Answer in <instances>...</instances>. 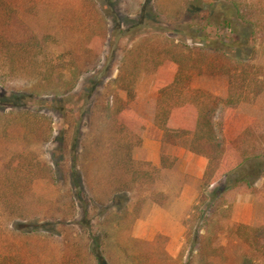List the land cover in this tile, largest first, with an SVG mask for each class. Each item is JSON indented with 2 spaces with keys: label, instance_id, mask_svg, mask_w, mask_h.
I'll return each instance as SVG.
<instances>
[{
  "label": "rangeland",
  "instance_id": "rangeland-1",
  "mask_svg": "<svg viewBox=\"0 0 264 264\" xmlns=\"http://www.w3.org/2000/svg\"><path fill=\"white\" fill-rule=\"evenodd\" d=\"M235 3L250 5L252 10L243 7V12H260L259 16L264 14V0H0V78L5 81L0 83V100L9 101L16 106L15 109L6 107L5 115L0 113V248L14 246L22 249L29 246L34 250L35 258L40 264L57 261L55 245L45 241L47 239L43 236H34L31 242H37L30 246L25 237H19L17 233L4 235L10 232L11 224H18L21 218L20 221L31 225L27 229L31 232L33 226L56 223L60 221L59 218H65L67 224L85 221L78 231L82 233L86 243L91 242L84 209L81 207L75 213L70 212L66 206L76 200L87 204L91 214H101L95 194L91 192L96 185L94 175L102 168V188L109 191L112 184H108L107 178L111 166L107 158L109 156L112 161L111 158L114 157L110 154L112 144L124 143L129 139H105L98 149L99 142L95 143L97 139L92 137L95 130L91 129V136L81 141L77 135L80 114L70 110L73 105L82 110V121L79 122L83 132L87 133L88 129L83 126L88 125L89 111L101 112L105 107L112 106V95L119 91L128 107L147 124L143 145L141 143L132 152L134 159L138 161L145 155L150 156L159 151L160 156L165 152L171 157H178L173 168L159 169L154 173V182L147 184L145 192L134 196L128 204L130 210H133L132 207L141 196L148 194L149 199L140 217V220L146 219L143 217L152 213L156 203H163L162 195L157 194L167 196L168 202H175L188 187L191 188L190 194L194 200L186 209H177L184 218V224H187V232L185 231L186 238L180 245L179 255L173 257L166 251L164 239L159 240L155 247L131 239L130 235L134 236L136 228L139 232L140 220L131 226V219L128 222L112 224V215L108 218L96 216L90 225L95 228L94 234L100 236L102 247L112 256L111 259L104 256L106 263L208 264L211 261L212 264H264V229L261 231L263 237L260 236L256 247L252 249L249 243L240 241L237 227H233V224H240L258 229L264 225V179L257 181L253 189L239 190L231 199L234 207L230 216L221 214L218 216L220 220L216 219L223 233L221 232L213 247L223 248L220 249L221 254L212 259L200 255V237L203 230L200 233L199 229L202 221H193L194 215L199 212H192V207L202 185L205 168L202 166L203 158L183 147L159 145L162 142L161 132L155 126L157 77L151 71L150 64L153 60L145 55L157 46L159 40L154 44L151 38L146 40L142 35L146 30L155 35L161 31L172 39H180V34H172L179 24H187L198 31V27L206 24L205 28L213 34H230L231 30L226 28L224 18H235V12H238ZM206 18L209 19L207 23ZM230 22L231 27L238 33L245 29L252 31V28L238 23L236 18ZM260 28L253 44L256 48L255 59L244 60L249 61L254 73L260 80H264V26ZM2 31H5L8 44H13V41L14 44L19 43L20 49H24V40H28L38 62L43 64V73L52 65L73 80L79 78L75 92L70 95L60 94L55 99L51 96L59 92L54 84L49 82L47 85H39V81L30 80L33 77L31 73H21L19 66L15 73L10 72V67L6 66L3 58L5 51H1V41L4 38L1 36ZM188 44H192V41ZM137 51L143 54L139 52L140 64L135 66L136 62L126 61V55L130 56ZM23 53L20 55H24ZM24 56L27 58V55ZM248 71L250 73L244 74L242 79L232 80L228 71L223 70L221 73L213 69L208 72V76L200 77L196 81V86L222 99L231 93L232 88L243 93L239 103L220 105L213 119L221 139L224 137V126L228 125V119L232 116V110L244 118H257L264 125V89L256 94V89L248 85L253 74L250 68H247ZM35 93L43 97L37 100V103H41L38 106L34 102L31 104V100L26 105V101L17 98ZM24 104L28 110L23 109ZM53 106H63L65 112L60 111L57 115L54 110L47 109ZM93 122V127L97 129L96 126L99 125L100 131L103 129L101 126L105 125L98 118ZM121 157L119 155L118 158ZM74 158L77 165L82 166L85 176H75L73 180L70 168ZM54 161L59 163L61 172L66 170L65 179L57 184L42 179L49 177L46 172L51 171L49 166ZM75 182L80 187L74 186ZM114 190L116 188L112 187V192ZM94 191L97 192L96 189ZM152 198H157L158 201L154 202ZM14 209L16 215L10 217L9 213ZM27 218L32 219L31 222ZM215 231L219 234L218 229Z\"/></svg>",
  "mask_w": 264,
  "mask_h": 264
},
{
  "label": "trees",
  "instance_id": "trees-1",
  "mask_svg": "<svg viewBox=\"0 0 264 264\" xmlns=\"http://www.w3.org/2000/svg\"><path fill=\"white\" fill-rule=\"evenodd\" d=\"M249 6L245 3L242 5L235 3L238 11L235 12V18L243 27L252 28L251 32L245 29L244 32L238 33L235 28L231 27L230 20L233 21L235 18L228 16L224 18V24L226 28L231 30L230 34H213L205 28L206 24L198 27L199 31L187 24H179L172 34H180V39H172L171 36H167L161 31L155 35L146 30L142 34L144 35L143 39L151 38L154 44L159 40L157 46L145 55L153 60L150 64L151 71L155 72L157 77L155 123L163 132L164 145L187 148L192 153L204 156L208 160L199 192L198 204L194 208V211L199 213L194 215L193 221H202V226L199 229L200 233L203 230L200 237L199 253L201 256H208L209 259L220 255L222 251L220 249H223L213 247L214 243L218 241L219 235L223 233L221 226L216 221V219H219L218 216L221 214L227 215V217L230 216V212L233 210L232 197L241 189L247 191L253 189L257 181L264 179V125L257 118H244L232 110V116L228 119V125L225 124L224 126V137L221 139L213 121L220 105L239 103L243 93H239L237 89L232 88L231 93L225 99H222L219 96L208 94L196 86V81L200 77L208 76V72L213 69L221 73L223 70L228 71L233 80L242 79L244 74L250 73V71L247 72V68H250L253 74H251L248 85L256 89V94L264 89V80H260V77L254 73L250 62L244 60L245 58L255 59L256 48L253 44L259 34L258 30L261 29V26H264V14L259 16L260 12L251 14L248 11L243 12V7L246 9V7L250 8ZM208 20L206 18V23ZM2 32L1 36L4 38L1 41L3 46L1 51H5L3 58L6 66L10 67V72L15 73L17 66H19L18 69L21 70V73H31L33 77L30 80L39 81V85L40 83L47 85L49 82L54 84L59 92L57 95L51 96L55 99L60 94L70 95L75 92L79 78L73 80L69 75H63L61 69L52 65H48L49 68H46L43 73V64L38 62L35 51L33 52V47L29 45L28 40H24V49H20L19 43L14 44L13 41V44H8L5 31ZM190 41H192V44H188ZM139 52L143 54V52L137 51L130 56L126 55V61L136 62L135 66H138L140 64L139 55L141 56ZM21 53L27 55V58L20 55ZM74 65L79 66L78 64ZM229 70H232V72L230 73ZM226 72L225 74H227ZM80 75L81 73H79ZM243 80L246 79L243 78ZM0 83H5L4 78H0ZM12 87L14 88V86ZM121 93L116 91L112 95V106L105 107L101 112L89 111L88 125L83 126V128L88 129L87 133L83 132L80 123L82 121V110L75 105L70 110V112L78 111L80 114L79 118L81 120L78 121L77 135L81 141L91 136V129L95 130L92 137H96L97 141L95 143L99 142L97 144L98 149L101 148L100 146L105 139L108 141H115L120 137L129 139L124 143L115 142L112 144V153L110 154L114 157L111 158L112 161L109 156L107 158L111 166L107 178L108 184H112V187H115L116 190L112 192V187L109 191L103 190L102 178L104 174L102 168L94 175L96 185L93 186L91 192L95 194L96 204L101 208V214H96V216L100 215V218L102 216L108 218L112 215V224L121 221L128 222L129 219L133 222L139 216L143 205L149 199L148 194L141 196L135 202L132 207L133 210H130L128 204L134 196L142 195L145 192L144 188L147 184L154 182V173L157 171L150 164L137 161L132 156L133 150L141 146L142 133L146 123L144 119L128 107V103L123 100ZM17 98L20 101L21 99L26 101V105L27 101L29 103V100H31V104L34 102L33 104L38 106L41 103H37V100L43 97H39L35 93L24 94L21 98L18 96ZM33 100H36V102ZM26 105L24 104L23 109L27 107ZM8 106L12 109L16 108L9 101L0 100V113L5 115ZM64 108L63 106L62 108L53 106L47 109H52L59 115L60 111L65 112ZM95 118L105 123L101 126L103 128L101 131L99 125L96 126L97 129L93 127ZM105 136L106 138H104ZM73 142L76 143L75 140ZM105 144L108 145L109 143ZM122 150L123 152H121ZM119 155L122 156L120 159L118 158ZM74 160L75 158L72 160L73 165L70 168L73 180L75 176H85L82 172V166L77 165ZM175 161L176 158L172 161L170 156L165 154L162 156V166L164 168L172 167ZM146 166L150 168L146 169ZM50 169L51 171L46 172L49 177H44L43 180H48L51 184L52 182L57 184V182L65 179L64 173L66 170L64 169L61 172L59 163L54 161V164L49 166ZM54 171H56L55 174ZM58 174L59 176H55ZM75 185L80 187L76 182ZM95 189L97 192L94 191ZM157 195H162V201H165L163 194ZM152 199L154 202L158 201L157 198ZM75 201L72 200L66 207L70 212L75 211V213H78L81 207L84 209V216L90 230V243H86V239L78 231L85 221L79 220L67 224L65 218H59L60 221L49 225L45 224V226L35 225L36 227L33 226L32 232L27 230L28 226L31 225L20 221L21 218L18 224H11L10 232L4 235L10 236L17 233L19 237H25L30 246L37 242L36 240L31 242L34 236L45 237L47 239L45 241H50L56 247L54 252L57 261L52 262V264H107L104 256H108L109 259L112 256H109L107 249L102 247L99 242L100 236L97 237L94 234L95 228L90 225L92 220L95 221L96 216L89 212L87 204L84 205ZM106 202L107 204H105ZM14 215H16V209L9 213L10 217ZM27 220L31 222L32 219L27 218ZM47 226H51V228ZM233 227H237L240 241L249 243L252 249L256 247L260 236L263 237L261 231L264 229V225L258 229L240 224H233ZM215 228L219 230V234L218 231H215ZM101 249H104V251L100 252ZM30 250L29 246L22 249H16L14 246L9 248L3 246L0 248V264H40L35 258L34 250ZM207 263L212 264L211 261Z\"/></svg>",
  "mask_w": 264,
  "mask_h": 264
},
{
  "label": "crops",
  "instance_id": "crops-1",
  "mask_svg": "<svg viewBox=\"0 0 264 264\" xmlns=\"http://www.w3.org/2000/svg\"><path fill=\"white\" fill-rule=\"evenodd\" d=\"M155 126L158 128V126L155 123ZM159 129V128H158ZM147 130V124L145 126V129L142 133V142H143V137L144 134ZM160 130V129H159ZM160 135H161V140L160 142V147L166 146L163 143V132L160 130ZM143 145V143H142ZM175 147V146H173ZM178 147V146H177ZM184 148V147H183ZM187 149V148H185ZM188 150V149H187ZM189 151V150H188ZM160 152V151H159ZM159 152L154 153L153 155H145L141 160L138 161H143L148 164L152 168H156L157 170L159 169H166L169 170L175 166V164L178 161L177 156H170L166 154L165 152H162L161 156L158 154ZM191 152V151H189ZM192 153V152H191ZM168 155L171 157V160L173 161L174 158H176V161L174 162L173 166L170 168H164L162 166V156L163 155ZM194 154V153H192ZM197 155V154H194ZM201 156V155H197ZM202 166H204L203 174H202V180L204 173L206 171L207 165H208V160L202 156ZM160 167V168H159ZM190 187L186 188L182 194H180L179 198L177 201L172 202V201H167L168 197L165 196V201L163 203H156L153 207V211L150 214H147L143 218L146 219H141V214L143 213V210L145 208L146 203L143 205L139 216L131 223V226H133L137 221L139 226V232H137L136 228V233H134V236L130 235L131 239L134 241L146 243L147 245L150 246H156L159 240L164 239L166 240V251L173 257L179 255L180 252V245H182V240L186 238V232L187 228L186 225L184 224V218L181 214L177 212V209H186L187 207L191 206L193 204V197L190 194ZM200 192V189H199ZM199 197V193H198ZM198 197L196 200V203L192 207V212H194L195 206L198 204ZM234 207V206H233ZM191 215L189 216V218ZM137 224V225H138ZM132 229V228H131ZM186 231V232H185ZM185 234V235H184ZM188 235V233H187ZM136 237V238H135ZM177 245L179 248H177ZM170 251V252H169Z\"/></svg>",
  "mask_w": 264,
  "mask_h": 264
}]
</instances>
